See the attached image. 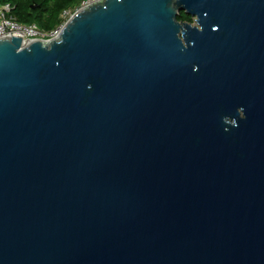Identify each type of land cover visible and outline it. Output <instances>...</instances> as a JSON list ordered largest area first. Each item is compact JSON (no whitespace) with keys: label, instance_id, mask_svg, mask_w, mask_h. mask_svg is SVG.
Instances as JSON below:
<instances>
[{"label":"water","instance_id":"95a60500","mask_svg":"<svg viewBox=\"0 0 264 264\" xmlns=\"http://www.w3.org/2000/svg\"><path fill=\"white\" fill-rule=\"evenodd\" d=\"M0 264H264V0L0 38Z\"/></svg>","mask_w":264,"mask_h":264},{"label":"trees","instance_id":"16d2710c","mask_svg":"<svg viewBox=\"0 0 264 264\" xmlns=\"http://www.w3.org/2000/svg\"><path fill=\"white\" fill-rule=\"evenodd\" d=\"M80 0H0L11 10L8 17L20 24H35L44 31H50L59 24V16L65 9L76 5ZM178 21L192 23L189 16L180 12Z\"/></svg>","mask_w":264,"mask_h":264},{"label":"built area","instance_id":"2783aa9c","mask_svg":"<svg viewBox=\"0 0 264 264\" xmlns=\"http://www.w3.org/2000/svg\"><path fill=\"white\" fill-rule=\"evenodd\" d=\"M99 1L101 0H80L73 7L63 10L59 16V24L50 31H44L35 24L27 25L16 22L13 18L8 17L11 7L8 4L0 3V38H6L11 34L12 37L21 38L22 46L32 38L50 42L58 36L61 28L75 12Z\"/></svg>","mask_w":264,"mask_h":264}]
</instances>
